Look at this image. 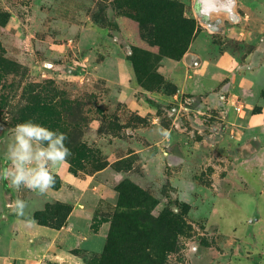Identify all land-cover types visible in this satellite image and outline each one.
I'll use <instances>...</instances> for the list:
<instances>
[{"label": "rangeland", "instance_id": "374dc122", "mask_svg": "<svg viewBox=\"0 0 264 264\" xmlns=\"http://www.w3.org/2000/svg\"><path fill=\"white\" fill-rule=\"evenodd\" d=\"M174 1L196 22L192 40L177 60L145 48L160 77L138 82L134 43L109 25V0H0V167L12 130L28 120L65 133L71 149L44 194L0 181V234L20 237L26 218L58 229L81 206L91 229L106 223L109 234L119 188L132 186L157 201L153 216L182 220L164 264H264V0H240L239 22L203 19L200 9L201 20L189 17ZM186 54L187 84L207 81L200 92L172 78ZM114 58L130 75L101 76ZM62 189L77 200L60 201ZM16 199L27 202L23 217Z\"/></svg>", "mask_w": 264, "mask_h": 264}, {"label": "trees", "instance_id": "16d2710c", "mask_svg": "<svg viewBox=\"0 0 264 264\" xmlns=\"http://www.w3.org/2000/svg\"><path fill=\"white\" fill-rule=\"evenodd\" d=\"M109 5L117 17L115 25L107 19L109 25L125 33L134 43V53L129 60L138 82L143 78L158 80L160 77L145 48L157 49L163 56L176 60L186 52L196 22L184 16L178 2L109 0ZM93 17L95 21L99 18ZM169 39L173 40L172 46L167 44ZM119 191L117 209L99 264H164L166 254L176 249L177 236L183 233L182 220L167 212L153 216L151 211L157 201L136 187L121 186Z\"/></svg>", "mask_w": 264, "mask_h": 264}, {"label": "crops", "instance_id": "0c3cea01", "mask_svg": "<svg viewBox=\"0 0 264 264\" xmlns=\"http://www.w3.org/2000/svg\"><path fill=\"white\" fill-rule=\"evenodd\" d=\"M180 1L185 4V13H190L189 17L195 16L201 20L200 9L203 19L212 18L220 21L230 19L233 22H239L242 19L236 12L240 0ZM246 18H249L248 25H250L252 14L246 11ZM202 24L208 25V22ZM188 60L189 57L186 54L181 61L177 62L172 78L181 85L183 90L200 92L207 85V81L200 80L190 85L187 84L183 71L185 70L184 64L188 63ZM128 67V63L121 59H109L106 66L101 68L100 74L107 79H123L126 74L131 73ZM115 73L119 75H114ZM219 76H221L220 72H213L210 79H217ZM60 192L58 198L62 202L72 203L77 200V192L64 193L69 192L68 189H62ZM92 218L93 213L86 211L82 206L73 208L66 225L60 229L40 225L26 218V221H21L22 225L20 224L22 230L20 237H11L8 233L0 234V264H87L86 260L89 255L103 253L109 230L108 225L104 223L98 231H93L91 229Z\"/></svg>", "mask_w": 264, "mask_h": 264}, {"label": "clouds", "instance_id": "9594fccd", "mask_svg": "<svg viewBox=\"0 0 264 264\" xmlns=\"http://www.w3.org/2000/svg\"><path fill=\"white\" fill-rule=\"evenodd\" d=\"M6 148L7 163L0 167V181L19 191L44 194L54 187L53 169L68 162L71 149L66 145L69 137L42 124L28 120L18 123ZM19 217L25 215L27 202L16 199L10 205Z\"/></svg>", "mask_w": 264, "mask_h": 264}, {"label": "built area", "instance_id": "2783aa9c", "mask_svg": "<svg viewBox=\"0 0 264 264\" xmlns=\"http://www.w3.org/2000/svg\"><path fill=\"white\" fill-rule=\"evenodd\" d=\"M235 110H236L240 115L244 112L242 105H237V106H235Z\"/></svg>", "mask_w": 264, "mask_h": 264}, {"label": "water", "instance_id": "95a60500", "mask_svg": "<svg viewBox=\"0 0 264 264\" xmlns=\"http://www.w3.org/2000/svg\"><path fill=\"white\" fill-rule=\"evenodd\" d=\"M48 67H51V65H47Z\"/></svg>", "mask_w": 264, "mask_h": 264}]
</instances>
